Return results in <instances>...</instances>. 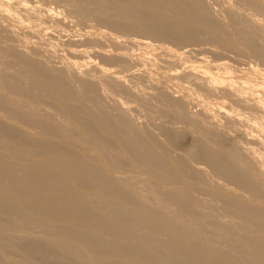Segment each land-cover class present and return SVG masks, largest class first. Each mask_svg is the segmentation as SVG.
<instances>
[{
  "label": "bare ground",
  "instance_id": "6f19581e",
  "mask_svg": "<svg viewBox=\"0 0 264 264\" xmlns=\"http://www.w3.org/2000/svg\"><path fill=\"white\" fill-rule=\"evenodd\" d=\"M59 1L113 41L80 39L100 60L89 69L2 48L15 61L0 67V264H264V0H230L220 18L206 0ZM16 4L28 16L0 4L1 31L41 40L37 23L60 17ZM134 45L163 50L147 86L137 71L154 64L126 56ZM201 45L216 60L194 64ZM139 101L154 131L125 108Z\"/></svg>",
  "mask_w": 264,
  "mask_h": 264
},
{
  "label": "rangeland",
  "instance_id": "374dc122",
  "mask_svg": "<svg viewBox=\"0 0 264 264\" xmlns=\"http://www.w3.org/2000/svg\"><path fill=\"white\" fill-rule=\"evenodd\" d=\"M5 1V2H4ZM4 1H2L1 2V0H0V4H2V5H4V6H9V9L12 11V12H17V16H19L20 14H21V16H24V15H27V14H25V13H23V11H21V10H19V7H17L18 5L16 4V1L17 0H12L11 1V4L12 5H10V0H4ZM7 1V2H6ZM24 1H27V4H29L28 2H31L32 4L30 5V6H35L34 4H37V5H39L38 7H40V8H42V9H44V8H51V9H53L54 8V10L55 11H57V12H59V13H57V15H59L60 17H57V19H58V21L56 22V23H54V24H52L51 22L49 23L48 21V23L46 22H44V23H39L38 21H35V19L33 20V18L32 19H27V16H25L24 18H22L21 17V19L22 20H24L25 22L24 23H26L27 25H29L30 23L31 24H36L37 22V24L40 26L39 28H41V29H43V31H45L44 33H43V31H42V38H41V40H39V38H35V39H33V36H31L30 35V32L27 30V28H25V29H23V28H20V27H18L17 25H14V24H12V22L10 23V22H8L7 23V25H9V26H6V30H3V31H1L0 30V33H1V37H3L4 39H1L0 38V42H2V43H0V48H1V50H0V58L1 57H5V56H8V58H2V59H6V61H4L3 60V66H2V64H1V66L0 67H4V65H5V62L6 63H11V61L13 60V59H11V58H13V56H11V54L10 53H8V52H5V50H3L2 48H5V47H8V46H13V47H16V48H20L21 49V47L22 48H24V50L25 51H28L29 53H35L33 56H35V57H37V56H39L38 54L39 53H41L42 54V56H43V58L41 59V60H43L45 63H47V64H49V65H52V66H55L54 65V63L56 64V66L57 67H61V66H63L64 64V60H70L71 58V61L73 60V63H76L75 64V66L77 65V63L78 62H75V61H80V63H78V65L76 66V67H79L80 69H89V68H87V67H89V66H91V63L93 62V63H97L96 61L98 60L97 58H95V57H92V55H90V54H88L87 56H84L83 54H80V48L79 47H81L80 45L81 44H84L80 39H82L83 38V36H85L86 34L87 35H89V36H94V37H97V39H99L101 42H103V43H105V44H110L112 41H113V39L111 40L110 38H108V36L107 35H105V32H104V30H97V29H95L96 27L94 26L95 25V23L94 22H89L88 20H84V19H81V18H79V17H77L75 14H73L72 13V11H71V8H70V6L69 5H67L68 3L67 2H65V1H59V0H24ZM207 1H210V2H207ZM232 1V0H231ZM3 2L4 3H6V4H3ZM34 2V3H33ZM206 2L207 3H209L208 4V6L210 7V9H212V12L213 13H215L216 14V12L218 13L217 14V16L220 18V16L222 15V10H224L225 9V6H227L229 3H226V2H230V0L228 1V0H206ZM211 2H212V4H211ZM219 2V3H218ZM9 3V4H8ZM16 4V6L14 5V4ZM25 4H26V2H24ZM44 3V4H43ZM218 3V4H217ZM225 4V5H224ZM36 5V6H37ZM214 5H215V7H214ZM15 8H14V7ZM13 7V8H12ZM16 7H17V10H19V11H17L16 10ZM63 10V11H62ZM216 12H215V11ZM219 10V11H218ZM21 11V12H20ZM221 11V12H220ZM20 12V13H19ZM44 12V11H43ZM42 11H41V16L42 15H44V14H42L43 13ZM23 13V14H22ZM65 16V17H64ZM20 17V16H19ZM62 18V19H61ZM26 19V20H25ZM28 20V21H27ZM31 20V21H30ZM62 20V21H61ZM33 21V22H32ZM263 21H264V19H263ZM29 23V24H28ZM12 24V25H11ZM44 25H45V27H44ZM13 26V27H12ZM15 27V28H14ZM43 27V28H42ZM15 29V31H17V32H14V31H12V30H14ZM11 31H10V30ZM48 29V30H47ZM103 29V28H102ZM5 31H7V33L8 34H6L5 33ZM48 31V32H47ZM62 31V32H61ZM4 34H3V33ZM9 32H11V33H9ZM12 32H14L15 33V36H14V33H12ZM29 32V33H28ZM50 32V33H49ZM64 32H65V34H64ZM104 33V34H103ZM28 34H29V36H28ZM47 34V35H46ZM6 35V36H5ZM12 35L14 36V37H12ZM23 35V36H22ZM65 35V36H64ZM71 35V36H70ZM102 35H104V36H102ZM9 36H10V38H9ZM22 36V37H21ZM31 36V37H30ZM45 39H44V38ZM47 37V38H46ZM51 37V38H50ZM105 37L106 38H108V39H110L109 41L107 40V39H105ZM9 38V39H8ZM26 40H24V39ZM32 38V39H31ZM13 39H14V41H19V42H22V40H24L22 43H20L19 44V42L17 41L15 44L12 42L13 41ZM43 39V40H42ZM59 39V40H58ZM125 39V38H124ZM3 40V41H2ZM8 40V41H7ZM10 40V41H9ZM12 40V41H11ZM21 40V41H20ZM30 40H31V42H30ZM34 40H36L37 41V43L34 41ZM61 40V41H60ZM6 41V42H5ZM28 41V43H26ZM39 41V42H38ZM51 41V42H50ZM64 41L65 42H68L67 44L66 43H64ZM69 41H71V43L69 42ZM74 41V42H73ZM75 41H78L77 43H78V45H77V43L75 42ZM12 42V43H11ZM32 42H33V44H32ZM61 42V43H60ZM73 42V43H72ZM124 43H125V45L127 46L128 44H127V42L126 41H123ZM9 43H11V44H9ZM42 43V44H41ZM46 43V44H45ZM64 45H63V44ZM73 46V47H75L76 45L78 46V49L79 50H77V47H75V49L70 45V44ZM76 43V44H75ZM5 44V45H4ZM14 44V45H13ZM17 44H19V45H17ZM34 44H36V45H34ZM65 44L66 45H69V47L68 46H66L65 48H64V46H65ZM75 44V45H74ZM59 45H61V46H59ZM63 45V46H62ZM85 45V44H84ZM3 46V47H2ZM21 46V47H20ZM38 46V47H37ZM86 46V45H85ZM130 46V45H129ZM27 47V48H26ZM49 47H50V49H49ZM133 47V46H132ZM131 47V49L129 50V52L127 53V54H125L126 56H134L133 58H138V59H140V60H145V59H148L149 58V60H150V62L152 63V64H154L153 66H151V65H147V66H145V67H141V70L142 71H137V77L139 78V76L141 75V77L140 78H142V79H140L139 81H143L144 82V80H145V82H146V84H145V82L144 83H142V81H141V83H142V86H143V84H144V86L146 85L147 86V80L149 79V77H151V75H161V74H163L162 72H160L159 70H158V67H157V62H153V60L156 58V56H153L155 53H161V51H162V53H163V50L160 48V47H156V46H154V47H148V48H146L144 45L142 46V45H134V47L132 48ZM36 48V49H35ZM52 48H54L53 50H52ZM73 50H72V49ZM82 48H85V47H81V49ZM137 48V49H136ZM139 48V49H138ZM159 48V49H158ZM203 49V51H201L200 52V54L198 53V55H197V53L196 52H193V54H192V52L189 54L190 56V58H192L191 60L194 62V64H203L202 63V61L201 60H203V59H206V60H216V58L214 57V51L212 52V50H211V46H208V45H201V47H196L195 46V49ZM8 49V48H7ZM26 49H30V50H26ZM49 49V50H48ZM67 49V50H66ZM71 49V50H70ZM2 50L5 52H2ZM21 50H23V49H21ZM35 50H38V51H36L35 52ZM40 50V51H39ZM42 50V51H41ZM65 50V51H64ZM77 50V51H76ZM141 50V51H140ZM158 50H160V51H158ZM33 51V52H32ZM48 51V52H47ZM68 51H69V53H68ZM72 51V52H71ZM39 52V53H38ZM43 52V53H42ZM65 52V53H64ZM73 52H75V53H73ZM204 52H206V53H208V54H206V53H204ZM211 52V53H210ZM4 53V54H3ZM7 53V54H6ZM52 53V54H51ZM123 53V52H122ZM202 53H203V55H202ZM3 56H2V55ZM206 54V55H205ZM213 54V55H212ZM225 54V55H224ZM223 55H219V58H220V60L218 59L217 61H219V62H223V61H226L227 60V57H228V61L229 60H232V61H229V62H227V63H231V65H233V64H235L236 63V65L239 63V61L237 60V57L236 58H234V57H232L231 56V54H230V56H229V54L228 53H224ZM213 57H212V56ZM10 56H11V58H10ZM83 56V57H82ZM89 56H91V58L89 57ZM137 56H139V57H137ZM192 56V57H191ZM221 56V57H220ZM223 56H225L224 58L226 59H224L223 58ZM39 57H41V55L39 56ZM38 57V59H40ZM45 57V58H44ZM201 57V58H200ZM208 57V58H207ZM230 57L231 58H233V59H230ZM64 58V59H63ZM153 58V59H152ZM194 58H196L195 60H194ZM224 60H223V59ZM2 59H0V61H2ZM10 61H9V60ZM46 59V60H45ZM198 59V60H197ZM222 59V60H221ZM236 59V60H235ZM7 60H8V62H7ZM48 60H49V62H48ZM75 60V61H74ZM94 60V61H93ZM14 61H15V59L12 61L13 63L12 64H14ZM52 61V62H51ZM56 61H58L57 63H56ZM92 61V62H91ZM98 61H100V60H98ZM196 61V62H195ZM236 61H238V62H236ZM50 62L52 63V64H50ZM61 62V63H60ZM87 62V63H86ZM201 62V63H200ZM235 62V63H234ZM83 63V64H82ZM98 63H100V62H98ZM156 64V65H155ZM60 65V66H59ZM82 65V66H81ZM238 65H240V67H238ZM237 66H234V67H237L238 69H240V72H244L245 71V69L247 68V65L246 66H243V64H241V63H239ZM245 65V64H244ZM142 66V65H141ZM151 66V67H150ZM0 69L1 71L3 70V69ZM146 69V70H145ZM242 69V70H241ZM144 70V71H143ZM0 71V72H1ZM133 71H134V69H133ZM146 72H149L148 74L146 73ZM236 74H240V72H236V70H234L233 71V73L231 74V73H229L230 75H234L235 73ZM154 73H156V74H154ZM142 75H144L143 77H142ZM150 75V76H149ZM264 77V76H263ZM148 78V79H147ZM137 83V82H136ZM140 83V82H139ZM140 83V84H141ZM205 97V96H204ZM217 100V101H216ZM142 102V101H141ZM140 101H139V103H141ZM215 102V103H214ZM220 102H222V100L221 99H219V101H218V98H213V114H217V113H215L216 111H217V109H218V111L220 110L219 109V103ZM139 103H137V105H136V103H129L125 108H127V110H128V113H129V115H130V117L133 119V120H135L137 123H138V125L139 126H141L142 128H144V129H149V128H147V127H151L150 129H152L153 127H155L156 126V124H159L160 123V118L158 117L159 116V114L158 113H155L157 110H156V107H154L153 105H151V103L150 102H147V105H145L144 106V104L142 105V103H145V102H142L141 103V105L139 104ZM217 103V104H216ZM146 104V103H145ZM197 104V105H196ZM198 104L199 103H194V104H192L191 106L193 107L194 105L195 106H197V107H191L190 106V108L193 110V111H195V112H197V110L200 108L199 106H198ZM135 105V106H134ZM142 106V107H141ZM152 106V107H151ZM139 107V108H138ZM199 107V108H198ZM218 107V108H217ZM220 107H221V104H220ZM129 108V109H128ZM131 109V110H130ZM154 109H155V111H154ZM222 109V108H221ZM145 110V111H144ZM147 111V112H146ZM151 111H153V112H151ZM133 112V113H132ZM199 112V111H198ZM142 113V114H141ZM137 114V115H136ZM145 115V116H144ZM147 115V116H146ZM157 115V116H156ZM140 118V119H139ZM218 118V117H217ZM145 120V121H144ZM147 120H149V122L147 121ZM158 123H157V122ZM219 121V120H218ZM145 122V123H144ZM148 122V123H147ZM152 122V123H151ZM155 122V123H154ZM141 123V124H140ZM146 124V125H145ZM147 124H149V125H151V126H147ZM143 125H144V127H143ZM177 125H179V124H176V126ZM178 128H181V125H179L178 126ZM154 129L155 128H153V131H154ZM156 131V130H155ZM254 147H253V146ZM261 149V147H260V145H258V144H251L250 146L253 148V149H255V155H258V153H259V148L257 147V146ZM258 150V151H257ZM222 153H224V156L225 157H227L228 155L226 154V152H222L221 151V154ZM253 154V153H252ZM223 155V154H222ZM254 155V154H253ZM259 160V159H258ZM261 160V159H260ZM206 169H208V168H206ZM206 169H203V177L205 178L206 176V178H205V181L209 184V185H212V184H215V185H213V186H216V184H219V183H221V185H223V186H225V187H227V188H232L233 186H231V185H227L226 186V183L225 182H223L222 181V179H220V178H217V176L216 177H214L215 175L213 174V173H210L211 171H209V169L206 171ZM208 174V175H207ZM205 175V176H204ZM212 175V177H210L209 178V176H211ZM210 182H208V181ZM215 180V181H214ZM217 180V181H216ZM214 181V182H213ZM217 182V183H216ZM232 189H234L237 193H239L238 191H237V189L236 188H232ZM241 193H242V191L241 190H239ZM244 193V192H243ZM242 193V194H243ZM240 194V193H239ZM245 195H247V194H245ZM247 197H248V195H247ZM239 198H241L242 200H248V198H246V197H239ZM214 204H215V201L213 202Z\"/></svg>",
  "mask_w": 264,
  "mask_h": 264
}]
</instances>
